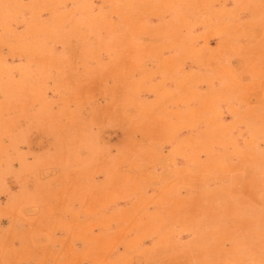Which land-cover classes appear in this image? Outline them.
Wrapping results in <instances>:
<instances>
[{"label": "rangeland", "instance_id": "1", "mask_svg": "<svg viewBox=\"0 0 264 264\" xmlns=\"http://www.w3.org/2000/svg\"><path fill=\"white\" fill-rule=\"evenodd\" d=\"M0 264H264V0H0Z\"/></svg>", "mask_w": 264, "mask_h": 264}]
</instances>
